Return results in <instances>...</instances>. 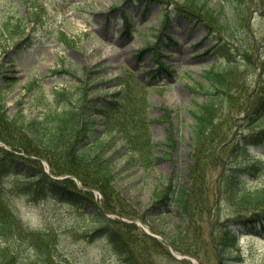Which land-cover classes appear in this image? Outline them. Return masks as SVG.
Segmentation results:
<instances>
[{"label":"trees","instance_id":"obj_1","mask_svg":"<svg viewBox=\"0 0 264 264\" xmlns=\"http://www.w3.org/2000/svg\"><path fill=\"white\" fill-rule=\"evenodd\" d=\"M160 1L171 5V10L163 13L166 24L173 11L194 17L209 32L232 40L235 29L245 27L257 0H218L215 5L207 0ZM259 2L264 7V0ZM36 18V13L29 11L17 21L4 20L0 35H22L26 22ZM146 50L162 54L158 45H149L139 53ZM227 51L225 62L211 65L200 80L189 84L195 99L188 108L192 120L188 185L172 178L162 188L156 185L153 189L161 209L173 206L180 217L179 223L168 227V234L159 230L168 242L119 218L150 224L155 207L138 209L114 185L116 156L137 163L144 171L159 158L152 152L156 145L149 133L151 85L125 71L116 82L121 88L107 92L105 99L98 101L95 97L100 93L95 92L101 87L91 88L84 75L92 70L85 66L81 76L74 73L76 82L54 88L51 100L41 87L29 83L27 103L37 108L31 116L21 107L11 115L0 94V141L12 149L0 145V264H71L59 251L57 229H31L13 212L6 199L5 181L11 191L35 202L70 208L76 222L74 230L83 240L95 243L100 236L106 239L101 246L102 260L114 256L126 264H191L177 258L168 244L180 254L195 257L199 264H232V258L240 259L238 231L246 226H264V157L246 153L249 143L264 144L260 142L264 138V55L259 94L248 98L245 83L240 85L238 81L237 62ZM163 70L168 67L159 60L153 73ZM161 109L163 116L155 121L164 123V118H171L172 109ZM165 128L169 133V126ZM239 133L246 134L239 139ZM172 138L169 133L167 147L173 146ZM42 160L48 164L49 173ZM214 172L218 174L212 182L210 175ZM65 174L75 176L82 188L71 178L52 177ZM92 190L97 191L98 198ZM202 223L208 225V239L203 238Z\"/></svg>","mask_w":264,"mask_h":264},{"label":"rangeland","instance_id":"obj_2","mask_svg":"<svg viewBox=\"0 0 264 264\" xmlns=\"http://www.w3.org/2000/svg\"><path fill=\"white\" fill-rule=\"evenodd\" d=\"M207 1L215 5L218 0ZM259 1L252 7L245 27L235 29V38L226 40L219 34H207L203 24H196L192 19L187 21L180 14L173 17L171 27L164 28L160 14L170 7L159 0H0V28L4 20L17 21L29 11H34L37 17L27 23L21 37L0 35V94L10 114H15L21 107L23 113L31 116L37 109L30 108L26 102L29 97L24 94L28 83L42 86L50 97L52 88L76 82L73 75L81 76L82 66L92 69L86 76L89 85L94 89L101 87L95 92L100 93L97 99L105 98L102 97L106 96L105 91H114L116 79L125 71L133 72L138 80L151 85L149 128L152 141L157 145L154 152L160 157L147 172L137 163L126 161L125 157L114 159L116 188L131 205L146 206L152 199L155 185L163 187L172 178L179 183L188 180L187 167L191 161L188 107L195 99L189 84L200 80L202 72L209 66L225 62L228 49L231 58L237 62L238 81L240 85L245 83L248 98L258 95L260 63L264 55V7ZM110 6L115 9L109 10ZM124 15L131 19L129 30H123ZM60 31L67 35L68 43ZM158 35L162 37L159 44L162 55L156 57L152 50L138 53L145 43L155 41ZM16 40L23 43L15 44ZM159 60L171 69L172 75L165 70L163 73L152 72ZM161 105L173 109L172 118H164V123L153 120L162 116ZM165 126H170L172 147L163 145L169 134ZM248 149L249 155L263 150L262 145L254 144ZM217 174L210 175L212 182ZM3 187L9 205L24 224L60 232L59 251L71 264H126L124 259L114 256L102 260L101 242L106 239L98 238L99 244L81 239L74 230L76 222L70 215V208L35 202L25 194L11 191L7 181ZM166 210L167 213L169 210V216L165 224L160 222L158 227L154 222L151 224L156 232L161 229L168 234L171 231L168 227L179 221L177 214L174 216L176 209L167 207ZM202 225L203 238L208 239V225ZM242 233L239 243L246 255L243 264L263 261L264 234L249 229Z\"/></svg>","mask_w":264,"mask_h":264}]
</instances>
